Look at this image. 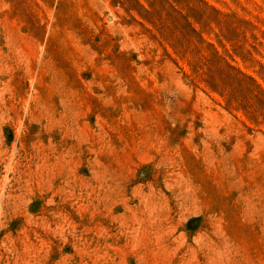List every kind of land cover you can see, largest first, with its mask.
I'll use <instances>...</instances> for the list:
<instances>
[{
    "label": "rangeland",
    "instance_id": "obj_1",
    "mask_svg": "<svg viewBox=\"0 0 264 264\" xmlns=\"http://www.w3.org/2000/svg\"><path fill=\"white\" fill-rule=\"evenodd\" d=\"M0 264H264V0H0Z\"/></svg>",
    "mask_w": 264,
    "mask_h": 264
}]
</instances>
